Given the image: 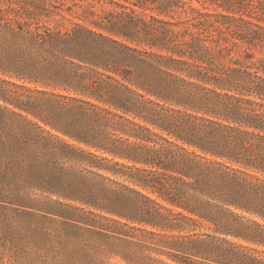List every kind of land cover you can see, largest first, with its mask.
<instances>
[{
	"label": "trees",
	"instance_id": "1",
	"mask_svg": "<svg viewBox=\"0 0 264 264\" xmlns=\"http://www.w3.org/2000/svg\"><path fill=\"white\" fill-rule=\"evenodd\" d=\"M33 1L24 10L1 11L0 39L10 46L0 71L64 91L51 94L52 105L61 100L64 111L47 124L94 151L49 131L21 142L51 138L45 143L54 165L67 156L105 182L85 187L53 180L44 188L162 231L211 223L219 236L165 239L180 264H264L226 238L264 245V223L246 217L264 221V76L228 60L237 43H227L218 20L194 0H109L121 11L105 20L95 18L94 0ZM180 8L193 27L140 16L151 10L173 17ZM3 192L0 207L31 202ZM79 209L66 206L61 213L79 222L94 214Z\"/></svg>",
	"mask_w": 264,
	"mask_h": 264
},
{
	"label": "rangeland",
	"instance_id": "2",
	"mask_svg": "<svg viewBox=\"0 0 264 264\" xmlns=\"http://www.w3.org/2000/svg\"><path fill=\"white\" fill-rule=\"evenodd\" d=\"M93 2L92 9L97 19L112 18L116 12L121 11L109 0ZM70 3L71 0H67V4ZM193 4L202 12L210 13L211 19L218 20L215 23L224 28V37L229 45L237 43L228 60L240 61L245 67L249 66L251 71L257 70L264 76V0H194ZM10 5L24 10L32 7L34 1L0 0V14ZM75 11L77 15L83 14L81 7H75ZM141 12L143 14L140 16L147 21L151 15H156L165 21L182 22L177 27L179 29L193 27L194 20H189L188 13L183 12L182 8L173 17L157 15L151 10ZM216 13L226 16L215 18ZM193 16L199 14L193 12ZM198 30L193 28L195 32ZM9 46L8 39H0V57L8 56ZM52 93L65 92L11 77L0 71V137L11 142L0 145V189L3 193L27 195L31 199L29 204L6 203V207H0V264H180L169 255V249L164 247L165 239L192 233L219 236L214 233V226L207 221H201L200 227L189 232L162 231L150 225L111 216L45 189L43 185L53 180L79 183L85 187L105 184L101 177L87 173L83 165L72 158L67 159V156H61L59 165H54L52 152L45 143L48 137L21 142L27 135L41 137L46 135L45 131H49L94 151L47 124L56 121V113L64 111L61 100L56 99L52 105ZM17 149L28 151L20 155ZM60 154L61 151H58L57 156ZM83 175L87 177L84 181L81 179ZM116 180L125 183L122 179ZM66 206L81 208L80 213L86 211V214H94H90L88 220L74 221L61 213ZM246 217L264 223L257 217ZM226 238L247 246L249 254L264 262V245L232 236Z\"/></svg>",
	"mask_w": 264,
	"mask_h": 264
}]
</instances>
